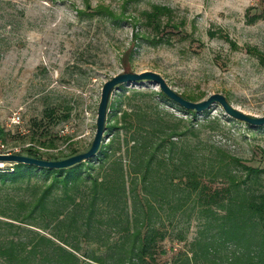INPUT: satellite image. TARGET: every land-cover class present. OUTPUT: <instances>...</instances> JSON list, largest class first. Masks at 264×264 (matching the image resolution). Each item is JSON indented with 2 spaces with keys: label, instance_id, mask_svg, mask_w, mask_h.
<instances>
[{
  "label": "trees",
  "instance_id": "trees-1",
  "mask_svg": "<svg viewBox=\"0 0 264 264\" xmlns=\"http://www.w3.org/2000/svg\"><path fill=\"white\" fill-rule=\"evenodd\" d=\"M127 1L118 13L103 4L92 13L118 24L127 19ZM132 19L134 40L154 45L185 35V20L168 6L152 4ZM246 52L264 67V51ZM119 89L107 114L108 141L95 155L67 167L17 162L0 170V264H154L166 238L184 245L165 264H264V159L237 154L234 133L218 117L201 121L185 110L190 118H182L154 100L170 101L161 90ZM44 111L54 118L56 106ZM32 128L40 145L56 146L57 131ZM78 151L21 152L57 159Z\"/></svg>",
  "mask_w": 264,
  "mask_h": 264
},
{
  "label": "rangeland",
  "instance_id": "rangeland-1",
  "mask_svg": "<svg viewBox=\"0 0 264 264\" xmlns=\"http://www.w3.org/2000/svg\"><path fill=\"white\" fill-rule=\"evenodd\" d=\"M123 2L0 0V127L8 147L18 152L28 146L41 152L85 150L95 133L102 85L124 70L155 71L179 94L204 99L222 93L245 113L264 115V67L246 52L247 46L264 51V0H129L127 19L118 24L92 13L99 4L118 13ZM152 4L168 6L183 18L185 35L181 31L169 43L154 45L134 40L132 16ZM209 30L216 35H208ZM124 85L127 90H160L148 80ZM120 93L117 89L112 97ZM154 98L165 110L190 118L171 99ZM47 106H56L54 118L45 115ZM203 112H196L198 120L218 117L234 133V151L262 164L264 124L231 118L218 104ZM32 126L57 131L56 146L40 145ZM194 233L193 223L187 239ZM163 245L167 251L157 254L154 264L169 262L184 242L166 238Z\"/></svg>",
  "mask_w": 264,
  "mask_h": 264
},
{
  "label": "water",
  "instance_id": "water-1",
  "mask_svg": "<svg viewBox=\"0 0 264 264\" xmlns=\"http://www.w3.org/2000/svg\"><path fill=\"white\" fill-rule=\"evenodd\" d=\"M144 80L153 81L154 83H156L159 89L169 99L176 102L186 110L202 112L209 109L212 105L218 104L219 106H221L224 113L231 118L255 126L264 124V115L252 116L245 113L244 111L234 107L222 93H212L204 99L192 101L173 90L158 72L150 70L141 72L124 70L113 75L102 85L100 99L97 106L95 133L89 146L85 150L78 151L76 153L57 159L36 157L21 152H10L0 154V161H9L13 163L24 162L46 167H67L90 158L91 156L96 154V152L99 150L101 142L106 138L104 131L106 129L107 114L109 112L113 92L119 89L120 85H123L125 83Z\"/></svg>",
  "mask_w": 264,
  "mask_h": 264
},
{
  "label": "built area",
  "instance_id": "built-area-1",
  "mask_svg": "<svg viewBox=\"0 0 264 264\" xmlns=\"http://www.w3.org/2000/svg\"><path fill=\"white\" fill-rule=\"evenodd\" d=\"M18 152L17 148H11L6 145V143L0 138V154ZM13 162L0 161V170L11 171L13 169Z\"/></svg>",
  "mask_w": 264,
  "mask_h": 264
}]
</instances>
